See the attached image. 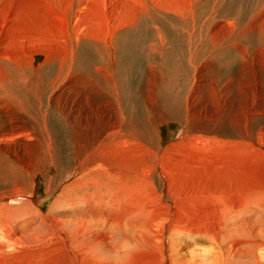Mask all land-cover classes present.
<instances>
[{
	"label": "rangeland",
	"instance_id": "1",
	"mask_svg": "<svg viewBox=\"0 0 264 264\" xmlns=\"http://www.w3.org/2000/svg\"><path fill=\"white\" fill-rule=\"evenodd\" d=\"M213 4L0 0V70L10 63L36 86L30 102L13 99L0 109L6 113L0 119V166L6 167L0 171V264H69L72 257L78 264H264V0H218L214 12ZM148 11L169 22L192 23L200 15L203 40L224 41L233 61L236 56L230 67L210 59L197 64L183 122L171 120L160 100L167 33L151 23L155 18L138 31L126 29ZM117 19L126 24L104 32ZM121 29L136 52L117 103L103 81L86 80L70 67L66 43L79 35L78 51L84 43L94 46L93 65L111 83L112 66L98 56L106 57L110 37ZM229 40H236L233 47ZM113 47L122 66L123 53ZM121 122L126 131H119ZM191 146L209 151L225 170L217 176L225 177L220 185L236 189L234 209L222 214L229 203L220 200L222 188H214L217 214L189 221L199 224L196 230H174L175 197L165 183L172 178L160 176V160L184 165ZM56 229L68 233V243L57 239Z\"/></svg>",
	"mask_w": 264,
	"mask_h": 264
},
{
	"label": "bare ground",
	"instance_id": "2",
	"mask_svg": "<svg viewBox=\"0 0 264 264\" xmlns=\"http://www.w3.org/2000/svg\"><path fill=\"white\" fill-rule=\"evenodd\" d=\"M217 5H219L218 0H214V4H213L214 7L211 11L214 12ZM235 5L236 4H234L233 6H235ZM142 11H144L145 13L147 12L145 10H142ZM225 11H224L225 12L224 14H227L229 9L227 8ZM148 13H147V15H145V14H142L140 12L138 14V15H140L139 18H137L138 16L135 17V15H133L135 18H132L131 20H129V22H128L129 24L127 26L128 28H126V29L129 31L132 28H135L138 31V28H142V26H147V24L145 25L147 19H152V18L154 19L155 18V20H150L151 23H154L156 21V24L158 25V27L164 29L165 32L167 33V35H168L167 37L169 38L171 48L168 50V52L165 53L164 60L162 61L163 62L162 64L164 67V69H163L164 72L162 75V77H163L162 85H161L162 87H161V91L159 93L160 94V100H161V103L163 104L162 105L163 107L170 109L169 115L171 117V120L183 122L184 118L187 117V109H189V107H190L187 105V100H191V98H189V94H190L193 82L195 80L197 64L200 63L204 59H210L212 62L216 61L221 65H222V62H224L228 67H230L233 64V62L235 63L236 56H235V61H233L232 57H234V56L231 54L230 50H227L225 48L226 44L224 43V41L219 42V43H211V42H208L206 40L205 41L203 40V38H202V36H200V34L202 32V28H203L204 24H201V22H199L201 20L200 15H198L196 17L195 21L190 23V22H187L186 19H182V20L176 19L173 22H169L164 14L163 15L158 14V13L151 14L149 11H148ZM238 16H236V17L238 18ZM114 21H116V20H114ZM117 21H119V24L114 22V24L116 26L112 27L111 29H110L109 25L105 26L106 30L104 29V32L107 31V29L109 31H111V30H113V28H116L118 25L121 26L120 24H122V23L126 24V21H124V20L117 19ZM56 26H57V24H56ZM119 26H118V28H119ZM131 31H133V30H131ZM54 32H55V34L57 33V35H59L57 29H55V28H54ZM112 34H114V33L112 32ZM124 34H125L124 30L121 29V30L117 31V33H115V35H112V37H110V39H109V47H108V52H107L106 57L103 54L101 55L100 53L98 56V59L101 63L102 62L106 63V61H107L108 65L112 66L111 71H112L114 79L111 81V83H110V80L109 81L105 80L104 77L101 75L98 65H93L94 64L93 62L95 61L94 55H96L94 53V48H95L94 46L90 45L89 43L88 44L84 43L81 45L82 47L78 51L77 49L80 47L79 45L81 43L78 44L80 39H79V41H77L76 39L79 35L78 36L76 35L77 36L76 38L74 37V39H73L74 42L66 43V45L68 46L67 53H70L69 60H68L70 67H74L77 72L82 73L83 77L85 76L84 78L86 80L93 78V79H96L98 82L103 81L104 84L107 85V88L109 89V91L112 89V93L114 92L113 98L116 99L117 103H119V101H118L119 94L121 96H123V94H124V85H123L124 78H125L124 75H125L126 71L128 70L129 65L131 63L130 59H132L135 56L134 53L136 52L135 51L133 53V47H134V46L132 47V45L134 44L133 41H131V39L127 38L128 34L127 35H124ZM246 34L247 33L243 32L242 35H246ZM51 36H52V34H51ZM57 37L59 38V36H57ZM111 40H113V41H111ZM235 41L236 40H229L228 43H231L230 45L233 47V44ZM260 41L264 43V38L261 39ZM59 42H60V40H59ZM85 42H87V41H85ZM95 44H97V43H95ZM112 44L118 50L120 49L121 52L123 53V55L121 54V56L123 57L122 66H121V63H119L120 57H119V55H117L118 53H120V51L118 53H116V58H115L113 55V50H114L113 48L114 47ZM73 46L75 48V51L70 50L71 48H73ZM59 47H61L62 49ZM59 47H57V48H59V50L60 51L62 50V52H63V46L59 45ZM47 51L45 50L42 53L45 54L46 58H48L50 60L51 57L47 53ZM230 54L232 57L230 56ZM137 58H138V56H137ZM137 58H135V59H137ZM63 64H64V67L67 68V63H63ZM12 66H13V64H12ZM60 67L62 68V64ZM66 68H65V71H66ZM6 69H9L10 71L6 70ZM17 69L18 70L10 67V63H6L5 69L0 70V109H1V107L4 108V106H6L10 102L12 103L13 99H14V101H18V102L21 99L22 100L24 99L25 101H29V100L31 101L30 88L32 86H35V85L33 84V82H31L32 84L29 85L30 81H26L27 77L24 75V72L21 70L19 71V68H17ZM69 70L70 69L68 66L67 71L69 72ZM116 75H118V78H117V79H119L118 81L116 79ZM109 77L111 78V76H109ZM14 92H16V93H14ZM27 99H29V100H27ZM25 101H22V102L25 103ZM29 102H28V104L27 103L26 104L29 105ZM21 103L19 102V104H21ZM24 103H23V105H24ZM26 104H25V106H26ZM23 105L21 104V106H23ZM21 106H20V108H21ZM116 106H117V108L120 109V104H117ZM4 112L5 111H3V113L0 112V119L2 116H5L6 113L4 114ZM6 112H8V111H6ZM121 117L123 118L122 115H121ZM120 120H121V118H120ZM122 123H124V122H121L118 125V128H121V129H119L120 132L127 130L126 127L123 130V126H121ZM211 130L214 131L215 129L211 128ZM60 132L56 131L55 134L57 136H59ZM153 135L154 136L151 135L152 138L155 137L154 132H153ZM142 136H144V135H142ZM189 138L191 140L195 141L191 137H189ZM196 141H197V139H196ZM164 152H163V154H164ZM205 152H207V153H205ZM208 152L209 151H199V150H197V148H195V146H191V149L189 151H187V153L184 154V157H183V159L185 160V162L183 161L184 165L182 164V161L180 160V162L183 166L177 165V164H179L178 162H175L174 164H172V163L166 164L169 161L166 162L162 158L160 160V162L162 161V163L160 164L161 168L159 169V170H162V171H159L160 176L162 178H164L166 176L165 179L172 178L171 181L165 182V183H167V185H169V186H167V190L169 191V193L175 197L174 198L175 199L174 206H176V207L175 208L173 207L172 209L175 213V219L176 220L172 223L175 224L176 227H173L171 225L174 228V230L175 229L176 230H183V231L184 230H187V231L196 230L197 228H199V224H197L196 222H194V224H192L189 221H198L201 223V221H200L201 218H204V219L210 218V216L212 214H217L216 204H215V206L211 205L213 203V199H212L213 196H211V195L214 192V188L215 189L216 188H222V189H220V194H221L220 200L221 201L224 200V202H227L230 204V205L227 204L229 206H227L226 204L224 205L225 207H223L222 209H229V210L228 211L222 210V214L223 215L224 214L225 215L230 214V213H232V210L234 209V207H232V206H233V203H235V201H232V200L236 197V194H237L236 189H233L231 187V184H229V186L226 185L227 187H229L228 188L229 191H228V189L225 186L223 187V185H220L221 183H219V178L222 177L223 180H221V181L223 182L225 180V177L224 176H217V175L218 174H221V175L224 174L225 175L226 172L223 169L217 168L218 162H216V163L213 162L211 160V158H212L210 156L211 154H208ZM215 152H217V151H215ZM167 153H166V155H167ZM160 154H162V153L160 152ZM172 154L173 153H171V155ZM173 155H172V157H173ZM165 157H164V159H165ZM66 159L68 160V155H67ZM67 165H68V162H67ZM67 165H66V167H67ZM182 168L183 169L185 168L184 172L186 173V176L188 177L187 180H186L185 176H184L185 179L183 180L182 175L184 174V172H183V170H181ZM5 169H6V167L0 166V171H3ZM182 172H183V174H182ZM234 185L237 186V184H234ZM154 197L158 200L164 199V198L162 199L160 196H156L155 194H154ZM174 199L173 200L170 199V200L174 201ZM165 201L167 203V200H165ZM171 206H173V205H171ZM165 208H167V207H165ZM42 224H44L43 221H42ZM50 227H51V225H50ZM52 227L54 228L53 224H52ZM55 228H58V227H55ZM162 228H163V230H165L164 226ZM56 230H57L56 234L58 235V236L56 235L57 239L59 240V238H60L65 243H68V239H69L68 233L63 231V230H61V231L59 229H56ZM162 239H163V235L161 232L159 236L157 235V240H162ZM96 240H98V239H96ZM153 241L154 240L151 239V242H153ZM4 247H6V245ZM87 250L90 252V257L94 258L95 252H94V250H92L88 246V244H87ZM134 253H136V252H134ZM115 254L117 257L120 258L119 252H117ZM253 257H254V255H253ZM254 259H256V258L254 257ZM69 262H70L69 264H71L72 262H74L75 264H78L76 262L75 257L70 258ZM88 262H89V260H88ZM148 264H154V263H153V261H150Z\"/></svg>",
	"mask_w": 264,
	"mask_h": 264
}]
</instances>
